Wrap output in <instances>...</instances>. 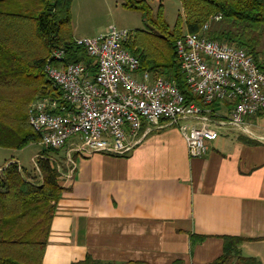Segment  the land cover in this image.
Returning <instances> with one entry per match:
<instances>
[{
    "label": "crops",
    "instance_id": "obj_1",
    "mask_svg": "<svg viewBox=\"0 0 264 264\" xmlns=\"http://www.w3.org/2000/svg\"><path fill=\"white\" fill-rule=\"evenodd\" d=\"M251 124L264 136V112ZM73 155L44 264H212L227 237L264 264V143L230 132L191 158L163 127L125 156Z\"/></svg>",
    "mask_w": 264,
    "mask_h": 264
},
{
    "label": "trees",
    "instance_id": "obj_2",
    "mask_svg": "<svg viewBox=\"0 0 264 264\" xmlns=\"http://www.w3.org/2000/svg\"><path fill=\"white\" fill-rule=\"evenodd\" d=\"M75 0H0V148L22 150L41 136L29 124L28 109L36 99L57 100L62 93L48 78L46 65L56 50L66 63H84L97 73L95 60L76 44L72 30ZM122 7L143 15L145 29L130 33L126 48L139 59L142 71L174 83L188 102L191 94L177 42L186 32L199 33L211 22L208 37L264 58V0H180L182 14L173 29L164 15L145 0H121ZM58 152V150L51 149ZM43 152L37 160L40 176L17 162L0 171V264H44L46 248L66 192L56 164ZM45 154V155H44ZM242 239L225 238L224 254L212 264H259L240 254ZM74 264H103L88 257ZM129 264H145L134 262ZM175 264H183L177 262Z\"/></svg>",
    "mask_w": 264,
    "mask_h": 264
},
{
    "label": "built area",
    "instance_id": "obj_3",
    "mask_svg": "<svg viewBox=\"0 0 264 264\" xmlns=\"http://www.w3.org/2000/svg\"><path fill=\"white\" fill-rule=\"evenodd\" d=\"M220 16L211 22H219ZM211 22L177 42L187 86L202 104L188 102L179 88L154 78L127 48L130 34L108 33L76 39L95 60L97 73L84 63H66L56 50L46 65L49 80L62 93L57 100L37 99L28 110L40 145L72 154L125 156L156 128L175 127L191 158H202L209 144L237 132L264 143L251 120L264 112V58L259 61L228 43L208 37ZM72 163L73 160H70Z\"/></svg>",
    "mask_w": 264,
    "mask_h": 264
},
{
    "label": "rangeland",
    "instance_id": "obj_4",
    "mask_svg": "<svg viewBox=\"0 0 264 264\" xmlns=\"http://www.w3.org/2000/svg\"><path fill=\"white\" fill-rule=\"evenodd\" d=\"M145 1L151 5L154 14L157 13L159 7L163 6L165 19L170 28L173 29L179 15L182 14L180 0ZM182 23V33L184 35L187 32L184 21ZM111 27L127 31L130 34L136 30L145 29V22L141 13L124 9L121 0L74 1L72 6V30L75 38L84 39L103 35L108 33ZM46 150L49 151L48 156L52 158L57 166L60 173V183L63 186V182L67 180L68 174L73 173L75 170V164L70 161L73 160L74 155L72 154V157L69 158L68 148L55 152L51 149L44 148L40 145V142H33L22 150L0 148V171L9 163L19 160L21 164L19 162L17 163L20 166L39 177L40 172L37 168V160Z\"/></svg>",
    "mask_w": 264,
    "mask_h": 264
}]
</instances>
